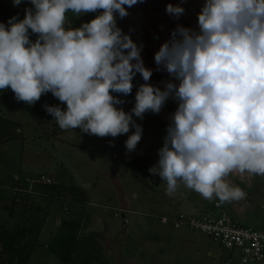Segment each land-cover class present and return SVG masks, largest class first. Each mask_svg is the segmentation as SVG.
<instances>
[{
    "label": "clouds",
    "instance_id": "1",
    "mask_svg": "<svg viewBox=\"0 0 264 264\" xmlns=\"http://www.w3.org/2000/svg\"><path fill=\"white\" fill-rule=\"evenodd\" d=\"M21 2L13 0L14 6ZM140 2L30 0L24 19L0 22V90L10 87L29 105L51 92L66 104L45 105L61 129L115 138L134 128L125 141L129 153L143 135L134 117L159 114L174 99L178 107L149 172L166 181L169 196L182 181L209 200L244 198L224 178L232 172L264 176V0H204L198 30L177 25L155 53L158 68L172 78L163 89L150 83L143 45L117 23ZM182 5L169 3L166 12L179 19ZM69 11L97 15L72 28ZM137 73L144 83L125 111L121 96L132 93Z\"/></svg>",
    "mask_w": 264,
    "mask_h": 264
},
{
    "label": "rangeland",
    "instance_id": "2",
    "mask_svg": "<svg viewBox=\"0 0 264 264\" xmlns=\"http://www.w3.org/2000/svg\"><path fill=\"white\" fill-rule=\"evenodd\" d=\"M9 2H13V0H0V4ZM181 2L182 0H143L128 9V16L117 19V23L123 31L130 33L133 40L143 45L141 54L145 66L153 70L150 83L158 85L162 89L165 87L164 81L172 78L165 70L158 68L154 59L155 53L164 41L170 39L172 31L177 25L198 30V14L204 4V0H183L182 6L185 8V12L179 19L166 12L169 3L179 4ZM21 4L25 9L32 7L30 0H22ZM96 15L97 13H87L76 16L75 23H72L66 15V24L72 28H78ZM0 22L7 25L2 17H0ZM142 83L144 80L137 73L133 81L132 92L136 94ZM12 92L10 87L0 90V114L4 113L26 125L31 120L34 109L38 110L40 107H34L31 112V105L18 101L15 93L11 94ZM125 98L127 99V97ZM42 100L38 103L43 102ZM167 102L178 105L177 101L171 98ZM17 126L19 127V125ZM27 129L29 130L28 135H30L32 129ZM27 129L25 128V131ZM14 133L19 134L18 130H15ZM27 146L20 145L18 141H13L6 146L8 153L0 157V168H2L0 176H5L3 179L0 178V185L4 182L5 184L2 185L8 186L13 184L14 180L18 182L19 179L39 178L40 175L34 177L38 171L28 166L31 164L29 159L32 160L33 155ZM147 147L149 146H145L146 149H148ZM70 151L71 149H67V153H64L65 159L68 158L67 154ZM2 152L0 151V154ZM108 155L110 156L105 159L104 165H98L96 172L98 195H94V197L101 202L97 206L70 204L73 211L67 210L63 198L65 196L60 189L57 190L54 184L44 187L45 191L50 192L49 197L40 196V193L35 190L36 192L29 195L32 197L27 200L24 199V196L18 199L14 198L13 186L10 189L8 187H4V190L0 189L2 209L0 224L9 229H15L18 225L27 226L30 229L27 238L34 241V245H36V251L34 256H31L30 264H66L50 251L47 241L62 231V223L65 220L63 216L69 215V213V219H73V215H75L79 220L84 221L81 223L83 225L79 232L78 249L70 264H243L239 259L238 252L234 251L230 255L227 250L222 249L204 233L185 227L176 229L170 224L163 225L164 223H161L158 214L174 212L158 209L159 201L156 200L157 193L153 187L158 178L149 172L151 165L145 170L147 174H142L143 179L134 178L125 171L119 175L121 182L125 184V193L127 192V197L131 202L129 210L124 212L129 221L124 220L122 211L105 207L104 202L107 201L104 199H108L110 196L116 206L120 204V192L115 189V184L111 183L108 176L111 172L110 167L111 169L113 167L110 162L111 152ZM2 161H7V163L4 164ZM80 169L85 168L82 165ZM224 179L230 186H238L245 192L244 198L226 202L230 209L235 214L254 222L257 225L256 228L264 227V176L247 172L241 176L239 172H232ZM42 186L45 185L37 187L38 191L41 192ZM153 189L154 192H148ZM97 201L94 198L92 200V202ZM94 212L103 214V216L100 214L103 217V223L98 226L96 231H93L96 224L92 220ZM116 213L118 216L115 217ZM238 217L242 223H251L240 216ZM58 218L61 220L60 224L56 221ZM104 222H107L110 227H107ZM57 227H60V230ZM180 230H185L188 234L193 235L197 245L176 236L175 234ZM106 232L109 233L107 238L110 242L107 238L104 239ZM93 234H96L97 237Z\"/></svg>",
    "mask_w": 264,
    "mask_h": 264
},
{
    "label": "crops",
    "instance_id": "3",
    "mask_svg": "<svg viewBox=\"0 0 264 264\" xmlns=\"http://www.w3.org/2000/svg\"><path fill=\"white\" fill-rule=\"evenodd\" d=\"M11 94H14V92H12ZM135 95L136 94L132 92L130 95L126 96L127 99L124 96H121L125 103L123 105H120L119 107H123L125 111H130L135 105ZM44 100H46L47 102ZM42 101L43 102L41 103H38L37 101L34 105H31L30 107L31 112L33 111L34 107H40L38 109L41 112L39 120H37L32 113V118L30 121L27 122L26 125L11 118L10 116H7L4 113L3 115L0 114L4 117L12 119L20 125L19 129H17L19 132L17 136L0 143V151H3L0 154V157L8 153L6 146L13 141H18L20 142V145L22 144L23 146H27L28 144H30L27 146V149H30V152L33 157L32 160L29 159V163L31 164H29L28 166L29 168L36 169L38 171L37 175H35L34 177H38L39 175L41 176L42 174H45L46 176L52 178L54 182L53 184L57 187V190L60 189L61 193L65 196L63 198L66 203V209L73 211L70 207V204L75 206H83L87 204L97 206L98 203H101L97 201L98 198L94 197V195H98V176L96 172L98 171V165H104V163L106 162L105 159L110 156L108 155V153L110 154L111 152L112 159H110V162L112 163L113 167L112 169L110 167L111 172L109 171L110 174L108 176L111 179V183L113 185L115 184V189H118L120 192V204L116 206L115 203L112 202V197L110 196L108 197V199H104L107 201L104 202V205L107 208L122 211L124 216L123 218H125L127 221L128 218L124 215V212L129 210L131 202L127 197V192L125 193V184L124 182H121L119 175L122 173V171H125L130 175L132 174L120 162L129 159L139 158L150 161L152 163V166L156 164L159 159V149L163 147L164 137L167 134V126L170 123V114L174 113L176 109L164 106L159 114L148 112L144 115L143 119H139V117H134L136 122L142 125L143 135L135 151L129 153L126 149L125 141L127 140L128 135L131 134V131L135 130L134 128L131 129L130 133L123 134L115 138L110 136L101 138L95 135H89L87 133H82L79 128L61 129L58 123L53 119V116L46 111L45 105H58L61 108L66 109V104H61V102L57 98H55L51 92L47 93ZM127 103L129 104L126 105ZM25 128L32 129L30 135H28L29 130L27 129L25 131ZM145 146H149L147 147L148 149H146ZM67 149H71V151L69 152V154H67L68 158L65 159L64 153H67ZM2 163L5 164L7 163V161H2ZM82 165L85 169H80ZM0 170H2V168H0ZM156 176L158 180L157 182H154L153 187L155 189V193H157L156 200L159 201L157 205L158 209L168 212H174L158 214V217L162 215L174 216L181 213L196 214L200 212H205L213 208L212 206L214 201L219 200L218 197H216L215 195H213L212 199L210 200L204 198L201 194L197 193L193 189L186 187V185L182 181H178L176 191L171 196H169L166 193V181H162L158 175ZM4 177L5 176H0V178L2 179ZM2 184L5 183L3 182ZM2 184L0 185L1 190H4L6 187L10 189L15 184V180L13 181V184H10L8 186ZM46 186L48 185L41 187V192L45 191L44 187ZM154 189L148 192H154ZM40 196H43L42 193L40 194ZM93 198L97 202H92ZM223 204H225L228 210L233 214L234 218L239 221L240 219L238 216L244 218L241 215L235 214L226 202H223ZM93 210L96 211V209ZM73 213L75 214V212ZM100 214H95V212L93 213L92 220L94 223H96L93 227V231H96L98 229V226L103 223V214H101L102 216ZM69 216L70 213L69 215L63 216V218L69 219ZM116 216H118L117 213L115 217ZM73 219H76L80 223L84 222L83 220H79L75 215H73ZM56 221L58 224H60L61 222L60 218L56 219ZM247 221L251 223H243L252 227L257 226L251 220ZM104 223L107 227H110L107 222ZM170 225L173 226L172 224ZM57 228L60 230V227ZM59 233H57L56 235H58ZM93 235L97 237L96 234ZM175 235L182 238L183 240H188L193 245H197L194 236L188 234L185 230H180ZM105 236L106 237L104 239L109 236V233L106 232ZM53 237H51L47 241L48 244H50ZM108 241L110 242L109 239ZM35 251L36 247L34 249L32 257L34 256ZM32 257L29 261V264L32 261Z\"/></svg>",
    "mask_w": 264,
    "mask_h": 264
},
{
    "label": "trees",
    "instance_id": "4",
    "mask_svg": "<svg viewBox=\"0 0 264 264\" xmlns=\"http://www.w3.org/2000/svg\"><path fill=\"white\" fill-rule=\"evenodd\" d=\"M25 15L26 9L21 3L19 4V6H14L13 2L0 4V17L5 20L7 25L11 17L17 16L19 19L22 20L24 19ZM66 15L70 18L72 23L76 22L77 18L71 11L66 13ZM31 39L33 41L36 39L35 34L31 35ZM45 96L46 94L42 95L40 99H44ZM164 106L174 109H177L178 107V105L170 102H166ZM33 115L37 120H39L40 111L34 109ZM17 125L19 124L13 121L12 119L0 115V143L18 135L14 133V131L19 129L20 127V125L19 127ZM120 163L124 165V167H126L131 172V174L137 179H143L142 174L146 173L145 170L148 169L150 165L152 166V163L150 161L139 158L125 160ZM16 183L17 182H15V184ZM36 191L41 194V192L38 191V188H36ZM49 193L50 192L44 191L42 192V195L49 197L51 195ZM13 196L16 199L22 198V195ZM29 197L32 196H28L26 198L24 197V199L27 200L29 199ZM1 211L2 209L0 206V219ZM62 227V231L58 235L53 237V239L51 240L49 244V249L62 262L70 264L73 261V257L78 249V245L80 242L79 232L81 230V223L74 219H65L62 223ZM29 233L30 229L27 228V226L18 225V227L15 229H9L3 227L0 224V264L29 263L36 247V245H34V241L32 242L27 238V235Z\"/></svg>",
    "mask_w": 264,
    "mask_h": 264
},
{
    "label": "built area",
    "instance_id": "5",
    "mask_svg": "<svg viewBox=\"0 0 264 264\" xmlns=\"http://www.w3.org/2000/svg\"><path fill=\"white\" fill-rule=\"evenodd\" d=\"M53 184V179L42 174L38 179H19L13 186L14 195L28 197L35 193L39 185ZM213 208L196 214H177L159 216L164 224L175 228H188L207 235L230 255L238 252L243 264L264 263V228L246 225L228 210L219 200L214 201Z\"/></svg>",
    "mask_w": 264,
    "mask_h": 264
},
{
    "label": "water",
    "instance_id": "6",
    "mask_svg": "<svg viewBox=\"0 0 264 264\" xmlns=\"http://www.w3.org/2000/svg\"><path fill=\"white\" fill-rule=\"evenodd\" d=\"M125 219V218H124ZM125 221H126V219H125ZM127 222V221H126Z\"/></svg>",
    "mask_w": 264,
    "mask_h": 264
}]
</instances>
